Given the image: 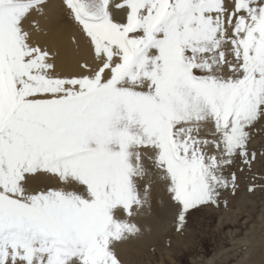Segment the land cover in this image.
Returning <instances> with one entry per match:
<instances>
[{
  "label": "snow or ice",
  "instance_id": "1",
  "mask_svg": "<svg viewBox=\"0 0 264 264\" xmlns=\"http://www.w3.org/2000/svg\"><path fill=\"white\" fill-rule=\"evenodd\" d=\"M111 4L63 0L93 60L62 75L33 40L50 0H0V264H123L158 182L183 231L235 195L237 160L260 179L264 0ZM41 173L63 186L33 189Z\"/></svg>",
  "mask_w": 264,
  "mask_h": 264
},
{
  "label": "rangeland",
  "instance_id": "2",
  "mask_svg": "<svg viewBox=\"0 0 264 264\" xmlns=\"http://www.w3.org/2000/svg\"><path fill=\"white\" fill-rule=\"evenodd\" d=\"M258 127L264 129V122ZM250 148L264 152V130L253 136ZM241 167L243 165L237 160L228 169L229 172L236 171L238 175L239 188L235 195L230 191H224L219 206L209 204L192 211L183 231L176 230V209L167 190L162 201L158 197L151 196L150 207L146 206L141 211H144L146 216L158 215L159 231L152 240L148 239L140 243L130 238L119 244L117 251L123 264H237L242 257L244 264L247 262L264 264L263 250L256 248L246 252L247 242L231 241L227 234L231 226L225 223V220L232 210L237 209L238 205L242 206L243 203V206H246L244 209L255 206L258 210L264 202V188L257 187L254 191H248L250 183H264V160L258 159L253 165L252 171L260 177L257 181H253L252 173L247 168L239 171ZM56 179L51 180L49 187L63 186L59 179ZM243 197L248 198V201L241 203ZM225 200L227 203H224ZM234 253L237 254L235 258L222 260L227 254Z\"/></svg>",
  "mask_w": 264,
  "mask_h": 264
},
{
  "label": "bare ground",
  "instance_id": "3",
  "mask_svg": "<svg viewBox=\"0 0 264 264\" xmlns=\"http://www.w3.org/2000/svg\"><path fill=\"white\" fill-rule=\"evenodd\" d=\"M121 2L122 0H112V4L110 5V9L117 19L125 16L123 10L115 7V4ZM46 11V16L33 13L30 18L38 21L40 25V30L33 31L34 42L56 53V67L57 72L60 74L69 75L80 72V65L82 63L85 61L92 63L93 60L89 38L71 18L69 10L63 5V0H50V6ZM55 178L57 177L48 174H37L32 179L31 187L33 189L49 187L51 180H55ZM165 195L166 188L163 183L158 182L154 185L151 196L158 197L162 201ZM241 201V203L248 201V198L243 197ZM242 206L238 205L237 209L232 210V213L227 215L225 223L231 226L227 234L231 241L242 240L247 242L248 250L246 252L256 248L264 251V202L258 210H256L255 206L251 209H244L246 206L241 208ZM157 216L153 214L146 216L144 211H141V214L135 219L143 231L141 235L133 238V240L140 243L148 239L152 240L160 227ZM235 256H237L236 253L232 255L227 254L222 260L228 261L232 257L235 258ZM243 258H240L237 264H244Z\"/></svg>",
  "mask_w": 264,
  "mask_h": 264
}]
</instances>
